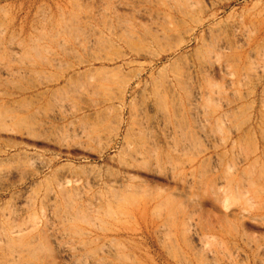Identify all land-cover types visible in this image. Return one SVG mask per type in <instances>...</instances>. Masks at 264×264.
I'll return each instance as SVG.
<instances>
[{
	"label": "rangeland",
	"instance_id": "obj_1",
	"mask_svg": "<svg viewBox=\"0 0 264 264\" xmlns=\"http://www.w3.org/2000/svg\"><path fill=\"white\" fill-rule=\"evenodd\" d=\"M93 262L264 264V0H0V264Z\"/></svg>",
	"mask_w": 264,
	"mask_h": 264
},
{
	"label": "bare ground",
	"instance_id": "obj_2",
	"mask_svg": "<svg viewBox=\"0 0 264 264\" xmlns=\"http://www.w3.org/2000/svg\"><path fill=\"white\" fill-rule=\"evenodd\" d=\"M62 189H63V187H62ZM61 192V191H60ZM78 193V192H77ZM64 194V193H63ZM63 198H64V196H63ZM74 199V198H73ZM64 200H65V198H64ZM113 201V200H112ZM118 201V200H117ZM70 202V201H69ZM113 203V202H112ZM70 205V204H69ZM52 206V205H51ZM67 206H68V203H67ZM107 206V205H106ZM50 209V208H49ZM108 209V208H107ZM67 210V209H66ZM66 210H65V213H66ZM105 210V209H104ZM53 214H55V213H53ZM86 214H88V213H86ZM107 214V213H106ZM67 215V214H66ZM105 217V216H104ZM99 220V219H98ZM49 221V220H48ZM59 225V224H58ZM48 229V228H47ZM69 229V228H68ZM73 232V231H72ZM83 233V232H82ZM68 234V233H67ZM17 236H18V234H16ZM59 236V235H58ZM56 237V236H55ZM71 247V246H70ZM66 251V250H65ZM83 254V253H82ZM10 260V259H9ZM8 261V260H7ZM92 264H95L94 262L92 263Z\"/></svg>",
	"mask_w": 264,
	"mask_h": 264
}]
</instances>
